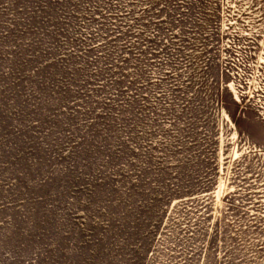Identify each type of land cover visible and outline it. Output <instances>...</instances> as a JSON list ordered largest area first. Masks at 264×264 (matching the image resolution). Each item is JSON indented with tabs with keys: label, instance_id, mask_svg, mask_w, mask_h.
<instances>
[{
	"label": "rangeland",
	"instance_id": "374dc122",
	"mask_svg": "<svg viewBox=\"0 0 264 264\" xmlns=\"http://www.w3.org/2000/svg\"><path fill=\"white\" fill-rule=\"evenodd\" d=\"M0 264H264V0H0Z\"/></svg>",
	"mask_w": 264,
	"mask_h": 264
}]
</instances>
